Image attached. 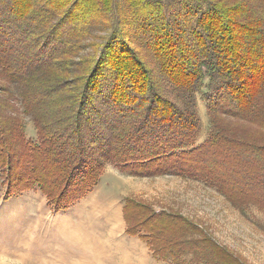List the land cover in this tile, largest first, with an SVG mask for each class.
Returning a JSON list of instances; mask_svg holds the SVG:
<instances>
[{
	"label": "trees",
	"instance_id": "trees-1",
	"mask_svg": "<svg viewBox=\"0 0 264 264\" xmlns=\"http://www.w3.org/2000/svg\"><path fill=\"white\" fill-rule=\"evenodd\" d=\"M95 26L107 29L102 43L76 60ZM204 87L210 131L196 145ZM107 163L199 179L239 210L264 209V0H0L6 197L36 185L66 211ZM124 212L130 233L157 229L156 251L176 264L188 252L197 264H247L180 213L133 197Z\"/></svg>",
	"mask_w": 264,
	"mask_h": 264
},
{
	"label": "rangeland",
	"instance_id": "rangeland-1",
	"mask_svg": "<svg viewBox=\"0 0 264 264\" xmlns=\"http://www.w3.org/2000/svg\"><path fill=\"white\" fill-rule=\"evenodd\" d=\"M106 32V28L95 26L75 59L93 54ZM212 94L206 87L197 94L201 120L197 145L207 138L210 131L207 107ZM17 105L27 139L37 141L31 116L23 112L19 100ZM115 165H109L102 176L105 173V177L114 174L112 170L118 172V179L110 176L118 189V204H124L125 197L132 196L137 202L149 204L155 211H164L168 216H171L169 213H180L195 228L206 231L217 244L245 263L264 264V209L251 204L239 210L214 186L199 179L179 175L135 177ZM248 166H251L250 161ZM1 174L0 170V264H55L56 256L59 263L64 260L69 264L73 258L68 255L73 250L82 248L86 251L88 247L86 239H78L79 233L106 223L101 213L103 211L95 213L93 210L90 202L91 196L96 194L93 190L66 211L56 213L36 185L19 190L7 198V185ZM102 176L93 188L97 190L93 203L95 201L97 207L107 208L113 195L112 187L108 186L105 192L98 194L105 189V183H110L109 180H102ZM236 183L241 184V181ZM181 258L184 264H197L191 252L183 254ZM159 264H176V261Z\"/></svg>",
	"mask_w": 264,
	"mask_h": 264
},
{
	"label": "crops",
	"instance_id": "crops-1",
	"mask_svg": "<svg viewBox=\"0 0 264 264\" xmlns=\"http://www.w3.org/2000/svg\"><path fill=\"white\" fill-rule=\"evenodd\" d=\"M109 165L114 166L115 164L107 163L105 168L106 171ZM112 171L114 174H110L105 177V175H107V173H105L104 176H102L103 177L102 180L104 181L109 180L110 183L108 184L105 183V189L98 192V194L103 193L105 192L108 186L112 187L113 195L111 197L110 203L107 206V208H102L101 206L97 207L94 204L95 201L93 203V198H95V196L97 195V190L93 189L92 192L93 193L95 192L96 194L95 196L94 195L91 196L92 200L90 201L92 202L93 210L95 211V213L103 211L101 213L103 218H106V223L101 225H94L92 228H89L86 232L81 231L80 232L81 234L79 233L78 239L80 240L86 239L88 243V247H86V251L83 250L82 248L80 250L78 249V251L73 250V252L68 255L69 257L73 258L69 264H103V263L104 264H159L161 262L163 263H167L169 261L173 262L174 259L172 257H169L164 253H160V251L158 252L155 249L156 246L159 247V238H160L157 229L154 230L152 229V231H149L148 229L141 227L137 231H134L133 233H130L128 231L129 225L125 217L123 205H125L126 198L132 196H126L124 199V204L121 205L118 204L119 202L118 189L113 185L111 178V177L117 178L116 175L118 172H116V170H112ZM159 176L167 177L168 175H159ZM151 177H157V176H150L147 178H151ZM89 194L90 193H88V195ZM154 212L162 213L164 211L159 212L158 210L156 211L154 210ZM56 257H57L56 259L57 261L55 264H61V263L66 264V261L62 259L61 260L63 262L59 263L58 256Z\"/></svg>",
	"mask_w": 264,
	"mask_h": 264
},
{
	"label": "bare ground",
	"instance_id": "bare-ground-1",
	"mask_svg": "<svg viewBox=\"0 0 264 264\" xmlns=\"http://www.w3.org/2000/svg\"><path fill=\"white\" fill-rule=\"evenodd\" d=\"M117 217H118V215H117ZM115 221H116V220H115ZM107 222H108V221H107ZM117 222H118V221H117ZM117 222H116V223H117ZM118 223H119V222H118ZM112 225H115V224H112ZM116 225H117V224H116ZM117 226H118V225H117ZM117 226H116V227H117ZM109 233H110V232H109ZM111 234H112V233H111ZM117 244H118V243H117ZM112 248H113V247H112ZM123 255H124V254H123ZM118 256H119V255H118Z\"/></svg>",
	"mask_w": 264,
	"mask_h": 264
}]
</instances>
